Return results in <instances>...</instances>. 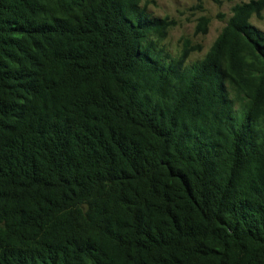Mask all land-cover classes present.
Listing matches in <instances>:
<instances>
[{"label": "trees", "instance_id": "obj_1", "mask_svg": "<svg viewBox=\"0 0 264 264\" xmlns=\"http://www.w3.org/2000/svg\"><path fill=\"white\" fill-rule=\"evenodd\" d=\"M254 18L189 62L144 0H0V264H264Z\"/></svg>", "mask_w": 264, "mask_h": 264}, {"label": "rangeland", "instance_id": "obj_2", "mask_svg": "<svg viewBox=\"0 0 264 264\" xmlns=\"http://www.w3.org/2000/svg\"><path fill=\"white\" fill-rule=\"evenodd\" d=\"M241 1L144 0V3L152 15L169 17L175 22L162 42L169 52L175 56L180 54L187 41L191 47L201 46L200 50H191L189 62H193L205 56L232 15L233 6ZM202 16L210 18L207 33H203L199 28ZM253 23L264 31L263 21L254 18Z\"/></svg>", "mask_w": 264, "mask_h": 264}]
</instances>
